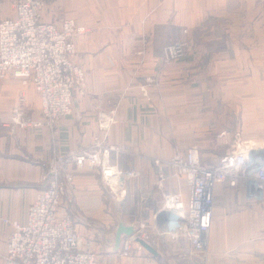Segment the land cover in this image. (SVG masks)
Segmentation results:
<instances>
[{
	"label": "crops",
	"instance_id": "crops-1",
	"mask_svg": "<svg viewBox=\"0 0 264 264\" xmlns=\"http://www.w3.org/2000/svg\"><path fill=\"white\" fill-rule=\"evenodd\" d=\"M55 1L56 10L62 12L56 23L68 18L63 11L72 7L70 15L84 29L76 37L73 61L83 68L85 82L74 91L72 115L57 127L59 149L67 152L92 144L100 135L98 110L107 111L119 103L108 141L125 151L115 163L140 173L128 182L124 198L116 201L104 192L96 169L71 168L74 187L58 216H69L76 231L93 242L99 264H264V241L238 230L264 226L258 220L264 188L251 195L246 184L217 189L206 255L168 236L158 238L157 256L147 251L120 255L123 237L132 234L140 222L157 224L153 159H169L196 146L204 163H216L225 155L234 132L247 138L245 125H240V115L244 117L248 110L241 114V105L246 107L243 101H260L256 106L264 124V64H252L255 47L223 44L224 30L208 26L215 17L224 19L228 0ZM13 3L0 0V21L14 16ZM236 7H231L232 13L239 12ZM184 29L188 30L186 55L163 67L164 49L183 39ZM259 50L264 52V46ZM153 77L159 86H151L147 98L140 86ZM22 92L27 112L39 117L40 99L32 85L23 86L12 76L0 82V264H4L12 231L3 220L26 222L31 204L44 189L41 166L52 155L48 130L19 131L16 139L10 134L9 117ZM248 130L251 138L264 140V134L258 135L264 127ZM222 133L226 134L218 138ZM179 187L187 201L186 183L172 178L171 191Z\"/></svg>",
	"mask_w": 264,
	"mask_h": 264
},
{
	"label": "built area",
	"instance_id": "built-area-1",
	"mask_svg": "<svg viewBox=\"0 0 264 264\" xmlns=\"http://www.w3.org/2000/svg\"><path fill=\"white\" fill-rule=\"evenodd\" d=\"M47 1L14 0V16L0 21V82L12 76L23 86L32 85L41 104L39 117L29 114L24 106L26 93L22 92L11 111L8 129L15 139L19 131L48 130L52 153L41 166L44 189L31 204L26 222L3 220L12 227L4 264H99L93 242L76 231L69 216H58L64 198L74 187L71 168L96 169L104 192L116 201L124 198L128 182L138 179L140 173L120 168L115 162L125 151L108 141L110 128L117 123L119 103L107 111L98 110L100 135L92 144L67 152L59 149L57 127L72 115L74 91L85 82L83 68L73 61L76 37L84 29L72 18L46 22L43 12ZM183 34V39L164 49L163 67L186 55L188 30L184 29ZM151 86H159L157 78H146L140 86L147 98ZM153 163L157 174V224L140 222L132 234L125 235L120 249L123 257L146 251L139 241L155 249L160 236H168L173 242L185 241L192 252L206 255L217 189L221 185L236 189L246 184L255 195L264 187V143L246 139L239 131L230 136L225 155L216 163H204L196 146L178 151L169 159H153ZM172 178L186 183L187 201L182 187L171 191Z\"/></svg>",
	"mask_w": 264,
	"mask_h": 264
},
{
	"label": "rangeland",
	"instance_id": "rangeland-1",
	"mask_svg": "<svg viewBox=\"0 0 264 264\" xmlns=\"http://www.w3.org/2000/svg\"><path fill=\"white\" fill-rule=\"evenodd\" d=\"M239 7V12L232 13L231 7ZM228 9L224 12V19L220 20L221 17H215L208 22V26L216 27L217 29L224 30V34L221 36L223 40V44L225 42L233 43L238 42L242 45H252L255 47V53L252 64L262 65L264 64V52H262L260 47L264 46V0H228L227 4ZM236 7V8H237ZM72 7H68L67 10L63 11L65 16L68 18L74 19L75 16H71ZM76 13L75 15L79 16L76 7H74ZM62 15L61 11L56 10V1L48 0L45 5V10L43 12L44 20L46 22H57L60 20ZM84 15V13L82 14ZM74 17V18H73ZM65 19V18H64ZM75 20V19H74ZM76 21V20H75ZM257 69V68H256ZM255 69V74H256ZM244 71V68H242ZM243 101V100H241ZM246 104V107L241 105V114L244 109H248L244 113V117L240 115V125H245L244 133L246 135V139H250L253 141L262 144L264 140L254 139L249 136L251 135V131L248 129L251 126H259L264 127L263 121L259 115L258 107L256 104L260 103L259 100H251V101H243ZM229 118L230 117H226ZM263 132H259V136H263ZM264 187H262L263 189ZM251 194V193H250ZM253 195V194H251ZM264 204L260 210H258L261 220V224H264ZM258 214V213H257ZM243 224V218L241 219ZM256 228V227H255ZM252 228V225L249 227H241L238 230H241V235H243L244 231H247V236L250 238H255L256 241H264V226L263 228Z\"/></svg>",
	"mask_w": 264,
	"mask_h": 264
},
{
	"label": "water",
	"instance_id": "water-1",
	"mask_svg": "<svg viewBox=\"0 0 264 264\" xmlns=\"http://www.w3.org/2000/svg\"><path fill=\"white\" fill-rule=\"evenodd\" d=\"M164 217H165V219H167L166 216H164ZM139 243L144 247V249H145L146 251H148L149 253H151V254L154 255V256H157V252L155 251L154 248H152L151 246H149L148 244H146V243H144V242H142V241H139Z\"/></svg>",
	"mask_w": 264,
	"mask_h": 264
},
{
	"label": "bare ground",
	"instance_id": "bare-ground-1",
	"mask_svg": "<svg viewBox=\"0 0 264 264\" xmlns=\"http://www.w3.org/2000/svg\"><path fill=\"white\" fill-rule=\"evenodd\" d=\"M209 243H210V240H209Z\"/></svg>",
	"mask_w": 264,
	"mask_h": 264
}]
</instances>
